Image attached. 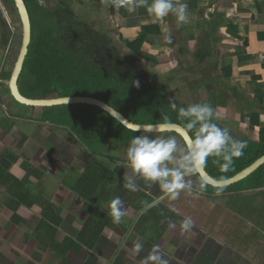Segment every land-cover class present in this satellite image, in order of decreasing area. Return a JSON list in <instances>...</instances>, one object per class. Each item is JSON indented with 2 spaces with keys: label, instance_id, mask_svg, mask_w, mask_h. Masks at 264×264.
Listing matches in <instances>:
<instances>
[{
  "label": "crops",
  "instance_id": "0c3cea01",
  "mask_svg": "<svg viewBox=\"0 0 264 264\" xmlns=\"http://www.w3.org/2000/svg\"><path fill=\"white\" fill-rule=\"evenodd\" d=\"M151 2L152 0H144L142 4L141 0H125L126 6L116 3L115 15L110 10L112 28L116 31L120 26L122 30V33H117L119 40L121 41L122 37L123 40L132 43L141 35L143 28L152 29L153 36L146 40L141 50L142 56H137L123 44L140 60L144 59L149 63L151 58L149 56H155L156 58L150 62L153 61L157 71H165L167 67L177 65L189 73L200 72L201 93L207 97L205 103L215 104L212 106L215 110L214 122L227 128L236 140L246 143L260 142V134L264 132V0H173L174 4H187L188 19L179 26L174 14L153 22V18L146 11L147 5ZM133 4L134 10L129 11V6ZM110 6L112 7V4ZM169 37L171 42H168ZM210 72L219 73L217 76L214 73L211 76ZM207 88L211 91L209 92ZM219 91L222 97L219 94L218 98ZM214 92L216 96L213 95ZM220 98H223V101ZM8 102L6 99V103ZM237 104L243 108L236 109ZM231 105L236 106L235 114L246 111L252 118L251 122L234 128L221 122L223 118L233 119L230 118ZM12 116L18 117L17 122L32 123L26 118L30 117L29 115L19 113L17 109ZM3 130L0 133L7 139L6 142L10 139L31 141L35 135L33 133L36 132L33 127L31 135L18 129ZM49 132L53 133L51 140L49 139L52 145L48 144V139L43 142L42 139L35 137L33 139L35 142L47 143L49 146L42 145L43 147L39 148L35 144L31 147L34 149L25 150L22 162L25 160L26 165L19 170L22 163L21 159H18L12 164L10 172L21 180L27 178L37 187L44 199L42 196L46 187L44 180L48 178L51 181L55 170L48 159H52L51 163L56 161V176L65 189L67 201H71L68 208L70 211H66V214L56 208V214L62 219L57 233L60 239L56 237L59 243L65 240L83 243L84 240L81 242L80 238H84L82 235L84 225L92 217L94 222L102 220L105 216L112 221L109 204L116 197L121 199L126 212L122 219L128 220L134 215L136 207L142 206L150 198L156 200L162 196L157 187H149L137 177L133 178L139 186L137 191L126 189L124 184L127 180L123 178L126 173L124 167L126 160L110 158L109 161L117 162L111 167L97 160L98 166H95L91 164L95 156L90 158L91 156L87 154L89 157L84 158L87 159V163L85 160L83 165L84 160L81 157H84L82 153L85 149L75 134L63 127ZM41 135L44 136L42 133ZM129 143L130 141L114 146L115 153L120 151L125 153ZM115 156L120 157L118 154ZM118 162L121 165H118ZM66 164L71 169L59 174L61 170L58 169ZM39 167H48L52 172L50 175L45 174ZM115 167L121 169L117 177L112 171ZM35 170L41 172V182L32 175L31 172ZM33 180L36 183H33ZM192 183L198 184L196 181ZM245 186L246 184L241 182L211 194L215 190L201 191L197 185L192 186L194 192L180 194L185 197L182 205L189 206L188 213L185 212L183 217L192 221L185 235L187 233V237L192 240L197 236L201 242H206L203 243L204 246L202 243L195 248L192 246V250L196 251V254L201 251L212 264H264V225L261 227L264 223V187L248 190ZM178 200L181 205V199ZM246 201L247 203H244ZM62 202L65 203L66 200ZM65 215L69 217L66 219ZM111 221L105 225L92 250L85 246L79 254L70 252L67 259L73 264H143L145 258L152 254V246L149 243H139L142 244V249L137 252L134 246L137 239L138 241L142 239L138 238L140 234L135 236L137 239L134 243H128L130 233H127L121 224H114ZM166 226L165 224L164 227ZM258 228H263L259 235ZM181 230L178 228L177 233H181ZM64 232L61 238V233ZM70 241L68 243H71ZM180 246L177 244L174 248L169 245L166 254H162L166 258L164 260L166 264H188L179 254ZM60 258L62 257H53V264H59ZM148 264L154 262L148 261Z\"/></svg>",
  "mask_w": 264,
  "mask_h": 264
},
{
  "label": "trees",
  "instance_id": "16d2710c",
  "mask_svg": "<svg viewBox=\"0 0 264 264\" xmlns=\"http://www.w3.org/2000/svg\"><path fill=\"white\" fill-rule=\"evenodd\" d=\"M111 4V12L115 15L117 4L114 3V0H111ZM142 30L141 35L132 43L123 40L121 37L122 43L137 56H142L141 50L146 40L153 36L152 29L143 28ZM95 39L91 38L92 42L90 40V44L94 48L91 47L88 51H82L80 55L77 54V58L71 55L61 57L57 53L46 56L45 51L39 52L42 61H37L36 64L29 61L26 64L27 70L32 69L35 85L33 87L26 85L24 95L31 99L91 97L105 102L136 124L174 123L184 127L186 121L178 118V109L180 107L186 108L189 105H182L166 94L167 90L161 86L158 73H146L141 67L138 57L124 53L113 44H110L107 49L103 46L104 44L95 46ZM149 57H151L149 60L156 58L153 55ZM83 58H88V62H83ZM7 75L9 77L10 72ZM136 81H139V87L135 86ZM173 103L177 105L176 110L171 107ZM32 111L37 113L36 116L34 114V116L26 118L31 122L35 120L39 123L34 125L28 122L27 125L33 124L34 127H37L36 125L39 124L49 131L59 127L66 128L87 147L93 145L94 135L98 137L99 144L104 138H107L108 141H114L118 145L131 141L137 135L124 128L104 111L91 106H61L47 113H44L42 109H33ZM16 124L20 125L21 123L16 122ZM43 124L46 125L43 126ZM10 126L2 124L5 131L11 130L13 126ZM189 134L191 135V133ZM260 136V142L247 143L243 155L234 159L227 172H221L216 159L210 157L205 165L208 173L217 180L221 178L225 180L249 167L264 156V132H261ZM17 161L18 157L11 152L6 151L0 155V189H5L11 199L7 207L13 213L11 222L14 225L23 224L24 219L17 214L22 206L28 209L41 208V217L34 229L33 236L30 235L32 238L25 236V242L34 238L37 242V253L49 252L56 258L62 257L59 264H73L67 259V255L70 252L79 254L85 246L92 250L96 246L105 225L111 220L105 216L102 217V220L94 222L92 217L84 225L82 235L85 239L80 238L81 242L84 240L83 243H75L70 240L59 243L56 237L62 219L56 214L55 205L42 199L40 191L35 190L29 180H21L10 172L12 164ZM31 173L38 182L42 181L41 172L35 170ZM242 183L246 184L245 187L248 190L263 188L264 166ZM158 208L164 209L163 206ZM153 211L149 212L153 213ZM163 215L167 217L166 220L169 219V215L165 211ZM39 264L43 263L40 262Z\"/></svg>",
  "mask_w": 264,
  "mask_h": 264
},
{
  "label": "flooded vegetation",
  "instance_id": "af4514ba",
  "mask_svg": "<svg viewBox=\"0 0 264 264\" xmlns=\"http://www.w3.org/2000/svg\"><path fill=\"white\" fill-rule=\"evenodd\" d=\"M5 2L6 4L10 3L14 7V3L12 0H5ZM24 2L26 4L31 21L32 35L31 45L28 51V55L25 59L24 67L19 81L21 93L23 95L24 92H26V85L29 87H33L35 85L32 69L27 70L26 64L29 61H33L35 62V64L37 63V61H42V56L39 55V52L45 51L46 56L57 53L58 56L60 55L61 57H69L71 55L72 57L77 58L82 51H88L89 48L93 47L90 44L91 38H96L94 41L95 46L104 44L103 46L107 49L110 44H112V39L109 35L111 34L112 30L110 21L111 17L109 16L111 10V0H95L97 4L95 2H92V0H24ZM2 4L3 3L0 1V34L5 33L4 39H6V43L5 46H3V63L5 62L4 66H6L7 69L8 62L11 64L10 66L13 65V61L10 58V52L13 41L15 39L16 31L13 27V24H10V15L9 13H6L7 10L4 9ZM79 7H81L83 10L85 9V13L87 14L88 18L87 22L82 20L80 15L77 14L80 11L79 10L78 12H76ZM96 20L99 22V24H107V36L102 33L103 31L101 28L97 27L98 24H95ZM83 62H88V58H83ZM4 68L5 67H2L0 65V88H2V98L0 97V109L2 110V104L4 105V102L6 103V99L8 100L9 98H11L10 92L9 90H7V82L11 78V72L9 77H7V73L9 72H6ZM7 114L11 113L6 112V116H4V118L8 119L9 115L7 116ZM9 117L10 119L8 120L10 123L8 126H13L12 124H16L17 119H15L13 116ZM34 123L37 124L39 122ZM219 126L221 128H225L222 125ZM37 128H39L40 130L44 129L42 126H39ZM49 135L52 134L49 133ZM172 135L173 134H165L163 135V138L171 137ZM44 136L39 135L37 139H42V141L44 142L47 139ZM173 136L175 137L176 135ZM154 138L156 139V137ZM97 160L100 161L99 159ZM101 162L107 163L110 166L116 165L111 161L109 162L102 160ZM196 178V175H193L188 177L187 179H189L192 183L196 180ZM186 192L187 191L185 190L181 193L184 194ZM192 192H194L193 188ZM179 199H181V205H179L178 199V201H171L165 197L164 199H160L159 203L155 204L153 207L147 210H145V204L136 207V211L133 212L134 215L131 217L129 216L130 218L126 220V224H121L124 227V230H127V233H130L127 242L134 243V240L137 239L135 236L140 234L138 238L141 237L142 239H140L139 241L137 239V243H149L150 246H152V254L155 253L161 256L163 260H165L166 258L164 257V255L162 256V254H166L170 244L171 247L174 248L177 244H180L181 246L178 248V250L180 251L179 254L184 260H186V262H188V264H212L207 261L205 255L201 254V251L196 254V251L193 252L192 250V246H194L195 248V246H198L199 243H202V246H204L203 243L206 242H201V239H197V236L194 237L193 240L190 239L189 237H187V233L185 235L186 231L184 230H181V233H177L178 228H180V222L184 220L183 215L185 214V212L188 213L189 211V206L186 207L182 205L183 197L179 196ZM154 200L155 199L150 198L147 203H152ZM159 206H163L164 209H159ZM151 210H154L153 213L149 212ZM164 211L167 215H169L168 220H166L167 217L163 215ZM153 217H155V220L153 219ZM164 223L167 224L166 227H164ZM173 224L175 225V227H170V225ZM157 228H160V230L156 231ZM209 243L212 242L209 241ZM159 247L161 249H159ZM159 250H161V252H159Z\"/></svg>",
  "mask_w": 264,
  "mask_h": 264
},
{
  "label": "clouds",
  "instance_id": "9594fccd",
  "mask_svg": "<svg viewBox=\"0 0 264 264\" xmlns=\"http://www.w3.org/2000/svg\"><path fill=\"white\" fill-rule=\"evenodd\" d=\"M120 6H126L125 0H114ZM144 3V0H141ZM135 5L129 6V11L134 10ZM147 13L157 22L169 14H174L179 26L188 19L187 4L173 3V0H152L146 7ZM168 42H171L170 37ZM10 72V71H7ZM139 87V81L135 82ZM173 110L177 105H171ZM215 110L209 103H197L178 109V118L186 121L184 124L185 137L181 145L174 137L153 139L149 135H137L131 139L126 147V173L123 178L127 180L124 187L129 191H137L138 184L134 177L142 180L149 187H157L162 193L152 203L145 202V210L159 203L160 199L167 198L175 201L182 191L192 192L190 176L196 175L202 170L210 157L215 158L221 172H227L235 158L243 155L247 148L245 141H239L231 137L227 128H221L214 122ZM167 119V118H166ZM46 125V124H44ZM164 127L172 126L166 123ZM150 128L151 126H145ZM191 133V135H189ZM217 183L223 185L226 181L221 178ZM207 182L201 180L199 188L203 191ZM109 215L114 224H120L126 212L119 197L114 198L109 204ZM192 225L190 218L181 221L180 228L187 231ZM175 227V225H170ZM135 250L139 252L142 244H135ZM148 261L154 264H166L161 256L153 253L145 258L143 264Z\"/></svg>",
  "mask_w": 264,
  "mask_h": 264
},
{
  "label": "rangeland",
  "instance_id": "374dc122",
  "mask_svg": "<svg viewBox=\"0 0 264 264\" xmlns=\"http://www.w3.org/2000/svg\"><path fill=\"white\" fill-rule=\"evenodd\" d=\"M77 9V8H76ZM80 10V11H79ZM79 11V12H78ZM78 12L77 14L80 15V17L82 18V20H84L85 22L88 21V18H87V14L85 13V9L83 10L81 7H79L77 9ZM95 24H98L97 27L101 28L102 29V33L105 34V36H107V33H108V29H106V26L107 24L106 23H103V24H99V22L96 20ZM121 27L119 26V28L117 27L116 28V34H109L112 38L115 37V40H119V36L117 33H122V30L120 29ZM107 30V31H106ZM7 35V34H6ZM5 38V33H1L0 34V65L2 67H5V71L7 72V70H10L9 67H10V63L8 62V66H7V70H6V66L5 65V62L3 63L4 61V55H3V46H5V43H6V39ZM112 41V44H117L116 41ZM122 43V42H121ZM138 59V58H137ZM139 63L141 64V67L146 71V73L148 74H152L154 72L158 73L160 75V83H161V86L163 88H166L165 92L167 95H170L171 99H175L177 102H180L185 105H192V104H197V103H205L206 101V96L201 93V87H200V83H199V79H200V72H192V73H189V72H186L182 69L179 68V66L177 65H171L170 67H167V69L164 71H160L156 69V67L153 65V61L150 62L149 60V63L144 61V59L140 60L138 59ZM190 65V64H189ZM173 69V70H172ZM213 73L217 76V73L219 72H210V75L212 76ZM207 90L210 92L211 89L210 88H207ZM219 94L221 96V92L219 91L217 97L219 98ZM209 95V94H208ZM213 95L216 96V93L214 92ZM0 97L2 98V88H0ZM209 97V96H208ZM222 97V96H221ZM11 99V98H9ZM221 101H223V98H220ZM210 104V103H209ZM9 105V104H8ZM15 106L17 104H14ZM215 104L211 105V106H214ZM238 105V104H237ZM2 109H0V131L3 130L2 128V124L4 126L6 125H9V120L10 117L9 116H12V114L15 112L16 109H14V107H11L9 105L8 109L5 108V106L2 104ZM217 106V105H216ZM230 112H232V114L230 115V118L233 117V119H227V118H223V120L221 122L225 123L227 126L229 125L230 127H236V126H239L241 124H249V122H251V117L247 114L246 111H243V113H240V114H235V108L236 106H233L231 105L230 106ZM243 107H240V105H238V108L236 109H241ZM229 109V107H228ZM17 110L19 111V113L21 114H26V115H29V116H34L35 113H33V111H28L26 108H23V107H18ZM217 110V108H216ZM47 111V110H45ZM6 112H9L11 114H7L8 116V119L7 118H4V116H6ZM33 113V115H31ZM44 113H47V112H44ZM37 114V113H36ZM35 114V116H36ZM260 114V113H259ZM260 116H262L260 114ZM15 119L18 118V117H14ZM226 121V122H225ZM35 120L32 121V123L35 125ZM12 124V123H11ZM18 124H20V122H18ZM14 127L12 128L13 131H16V129L18 130H21L23 132H26L27 134L31 135V126L27 125V124H24V123H21L20 125H17V124H12ZM37 127H39L40 125H36ZM31 127V128H30ZM37 127H34V131L36 130V132L33 133V137H39V135L41 136V133L45 135V137L49 140H51V135H49V133L47 132L46 129H39ZM40 130V131H39ZM4 131V130H3ZM44 132V133H43ZM158 135H154V137L156 138H163V136L161 137H157ZM233 136V135H232ZM94 140L92 142V146L91 147H87L86 145H84L82 143V146L84 147V151L87 152L85 154L82 153V155L84 157H81L82 160H84L82 163L83 165L85 164V160H86V163H87V159H84V158H88L90 155L92 157L95 156V158H93L94 162L91 161L92 165H97L98 166V161L97 159H99L100 161L102 160H105V161H109L110 158H113L115 160H117L118 156L116 157L115 154H118L120 155V153H123V152H118V153H115L116 150L114 149V146H118V144H116L114 141L113 142H110L108 141L107 138H104V140H102V143H98L99 140L97 139L98 137L96 135H94ZM235 139V137H233ZM35 139V138H33ZM31 140L29 139V141L27 139H23V141L21 140H12L10 139V141H5L7 140L3 134L0 133V155L8 150V151H11V153H13L15 156L18 157V159L21 161L22 165H20L19 167V170L20 168L23 169L24 165H26V161L24 160L22 162V155H23V152H25V150L27 151V149H34V148H31L33 147L35 144H37V146L39 148H42L43 146L46 147V146H49V145H52L50 142V140L48 141V144L47 143H42V144H39L37 142H35L34 140ZM27 140V141H26ZM96 147V145H98ZM43 145V146H42ZM96 147V148H94ZM88 154V155H87ZM125 153L122 154V157L125 158ZM94 155V156H93ZM104 156V157H103ZM121 156V155H120ZM122 157H119L120 159L118 160H121ZM126 159V158H125ZM50 164H52L55 168V170H53V179H51V181L47 178L44 180V184L46 185L45 187V191L43 193V198L46 202H53L52 204L55 205V207L57 209H60V212H64L65 214L67 213L66 211H70L68 210L69 206L70 205V200L67 201V196L66 194L64 193L65 189L61 183V180L56 176V161L52 162V159H48ZM47 162V160H46ZM110 162V161H109ZM115 163H117L116 161H114ZM118 165H121L119 162H118ZM111 167V166H110ZM40 168V167H39ZM120 167H115L112 168V171L114 172V176L117 177L118 175V172L120 173V170L119 169ZM15 169V168H14ZM41 171H43L45 174H48L50 175L51 174V169L48 168V167H41L40 168ZM71 169L70 166L68 164H66L65 166L59 168L58 170H61V173L59 174H62V171L65 173V171ZM108 170H111V169H108ZM24 179H27V178H24ZM33 183H36L34 180H33ZM198 183L200 184V182L198 181ZM34 185V184H33ZM35 186V185H34ZM33 186V187H34ZM36 190L37 187L35 186L34 187ZM218 190H215L213 193L211 194H214V193H217ZM65 194V195H64ZM64 195V196H63ZM64 198V199H63ZM183 198H185L183 196ZM10 197L9 195L6 193L5 189H0V264H39L40 262L43 263V264H53V257H55V255H51L49 252H46L45 254H41V252L37 253V250H36V240L34 239H31L29 242H25V239L27 236H30L32 235L33 236V232H34V229L35 227L38 225V222L40 220V215H41V208H34V210H28L27 208H25L24 206L20 207V209L17 211V214L21 217H23L24 219V222L22 225H14L12 222H11V218H12V215L13 213L7 208L8 207V204L10 202ZM66 202H62V201H65ZM184 200V199H182ZM76 201V199H75ZM64 203V204H62ZM244 203H247L244 202ZM249 203V202H248ZM72 204H74L72 202ZM185 206V205H183ZM69 215H65L64 218H68ZM71 219V218H70ZM153 219L155 220V217H153ZM120 224H126V220L122 219L121 223ZM264 225V223L261 224V227ZM257 227H259V225H257ZM263 228H258V235H259V232L262 231ZM160 228H157L156 231H159ZM66 232V231H65ZM64 233H61V238L64 236ZM26 236V237H25ZM32 236H30V238H32ZM57 239L59 240L60 239V236L58 235L57 236ZM18 254V256H17Z\"/></svg>",
  "mask_w": 264,
  "mask_h": 264
},
{
  "label": "water",
  "instance_id": "95a60500",
  "mask_svg": "<svg viewBox=\"0 0 264 264\" xmlns=\"http://www.w3.org/2000/svg\"><path fill=\"white\" fill-rule=\"evenodd\" d=\"M3 4V7L6 13L10 15V24H13V27L16 31L15 39L13 41V45L10 52V58L13 61V65L10 66L11 78L7 82L8 90L10 92L11 99H8V103L4 102V106L8 109L9 105L15 106L14 109L18 107L26 108L29 112L33 109H42L43 112H52L56 107L61 106H75V105H86L95 107L107 113L112 119L116 120L120 125H122L127 130L136 133L137 135H149L151 138H154V135H158L159 137L165 134H173L176 135L174 137L177 139L179 144L184 143L185 137V128L179 124L171 123L172 126L164 127V124H156V125H143L136 124L128 120L123 114L110 107L105 102L91 98V97H62V98H52V99H31L25 97L21 93L20 89V76L22 74V70L24 67L25 59L28 55V51L31 45V21L29 17V13L26 7L24 0H13L14 7L8 3L6 4L5 0H0ZM12 16V17H11ZM111 34H116L114 28L111 30ZM112 41L115 40V37L112 36ZM116 41V40H115ZM118 45L113 44L115 47L119 48L126 54L135 56L120 40L116 41ZM136 57V56H135ZM7 70V69H6ZM8 71V70H7ZM9 104V105H8ZM47 110V111H45ZM145 126H151L150 128H146ZM136 135V136H137ZM190 135V134H189ZM157 136V137H158ZM120 156V155H119ZM117 157V156H116ZM121 157V156H120ZM120 159L119 157H117ZM122 160H126L123 159ZM262 166H264V156L256 160L249 167L241 171L240 173L232 176L231 178L225 179L226 183L221 185L217 183V179L213 178L206 168L204 167L202 170L196 174V182L201 183V180L207 182L206 190L214 191V190H225L231 188L239 183L245 181L251 175H253L256 171H258ZM199 187V183L197 184ZM192 183V186H197ZM205 190V191H206Z\"/></svg>",
  "mask_w": 264,
  "mask_h": 264
}]
</instances>
